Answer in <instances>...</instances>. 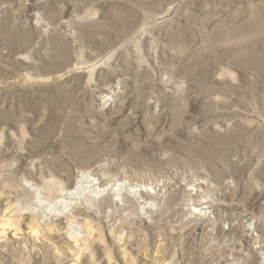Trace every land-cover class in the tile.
Instances as JSON below:
<instances>
[{
    "label": "rangeland",
    "instance_id": "1",
    "mask_svg": "<svg viewBox=\"0 0 264 264\" xmlns=\"http://www.w3.org/2000/svg\"><path fill=\"white\" fill-rule=\"evenodd\" d=\"M0 264H264V0H0Z\"/></svg>",
    "mask_w": 264,
    "mask_h": 264
},
{
    "label": "bare ground",
    "instance_id": "2",
    "mask_svg": "<svg viewBox=\"0 0 264 264\" xmlns=\"http://www.w3.org/2000/svg\"><path fill=\"white\" fill-rule=\"evenodd\" d=\"M84 175L85 174H83L82 177L80 176L81 178L79 179L77 186L73 190L67 191L64 196L60 198L48 200L40 198V196L38 195L39 207H44L46 210H50L51 212L61 213L69 210L76 204H79V202H83L86 206L91 207V209H93L94 207L99 208L103 206L101 204L102 201H98L102 196H106V200H103V204L107 207L117 205V203L122 204L123 207H127L131 206V204L133 203V200L129 197V195L123 194V187L125 186V182L119 183V187L121 189H114L112 185H103V182H97L95 180L87 179V177H85ZM52 188L54 187H51V191ZM140 191L141 193H144L142 189ZM39 193V190H37V194ZM79 216L81 217L82 214H80ZM83 222V226L87 234L92 236L95 232L94 224L90 223L87 218H85Z\"/></svg>",
    "mask_w": 264,
    "mask_h": 264
}]
</instances>
